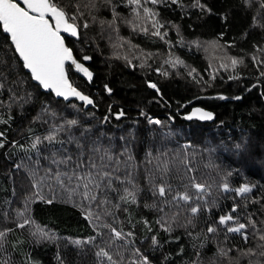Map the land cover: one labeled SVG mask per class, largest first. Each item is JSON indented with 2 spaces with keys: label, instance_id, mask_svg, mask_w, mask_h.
<instances>
[{
  "label": "trees",
  "instance_id": "1",
  "mask_svg": "<svg viewBox=\"0 0 264 264\" xmlns=\"http://www.w3.org/2000/svg\"><path fill=\"white\" fill-rule=\"evenodd\" d=\"M55 2L77 17L80 36L66 40L94 74L88 81L69 67V77L95 105L86 109L42 91L0 28V264H125L113 254L121 251L136 255L131 264H264V167L255 163L264 146V76L255 61L264 44V0H199L203 7L196 0H142L158 13L163 38L127 0ZM199 40L244 59L239 75L213 79L210 60L191 46ZM143 51L172 53L184 67L170 68L160 57L147 66L137 55ZM196 106L215 119H188ZM73 119L78 123L69 125ZM187 149L203 157L189 161ZM213 151L233 167L228 184L252 190L240 195L217 185L201 204L192 202L195 214L190 205L174 209L173 196L192 187L191 174L206 171ZM68 156V163H54ZM73 172H108L111 186L103 179L90 192L95 199H85L82 185L67 178ZM125 189L135 191L134 202L121 199ZM228 215L234 219L221 224ZM238 223L247 225L241 233L227 231ZM100 248L111 261L96 256ZM248 249L256 254L244 255Z\"/></svg>",
  "mask_w": 264,
  "mask_h": 264
},
{
  "label": "snow or ice",
  "instance_id": "2",
  "mask_svg": "<svg viewBox=\"0 0 264 264\" xmlns=\"http://www.w3.org/2000/svg\"><path fill=\"white\" fill-rule=\"evenodd\" d=\"M144 2H150L155 5L162 2V0H144ZM172 2L175 3L176 0H172ZM21 4H23V6H21ZM127 4L129 6H134L133 11L138 19H142L140 16L141 9L145 14L143 18L150 19L151 17L158 15V13L153 12L151 8L144 7L142 0H127ZM196 5L203 7L200 5L199 0H196ZM117 15L118 13H116L115 9H113L114 19L109 22L111 25L116 23L115 17ZM76 19V15H69L62 6L55 2V0H20L19 3L17 0H0V28H2L4 33L10 35V39L15 46V51L22 58L24 67L30 70L32 78L38 81L43 88L54 91L57 96L64 97L65 99L69 97H77L79 100L90 105L93 104V100L78 91L77 88L73 87L72 83L68 79L65 68L66 63L71 62L77 71L83 73L89 80L92 79V73L84 66L83 63L77 62L73 56L72 49L66 46L65 37L62 35V33H65L70 34L72 37H78L79 26L76 23ZM152 26L156 29V31L153 32V35L161 36V38H163L161 32L159 31L163 25H160L159 21H153ZM83 27L87 28L88 24L84 23ZM142 30L145 33L148 31L147 28H143ZM210 47L215 49L222 46H220L217 41H211ZM83 59L89 60L90 57L85 56ZM229 59L233 68H235L238 63H243L242 60H237L235 57H229ZM175 63L182 64L183 61L177 58ZM220 67L226 69L228 65L221 64ZM193 71L195 70L193 69ZM261 75L264 76V72H262ZM150 86L153 88L156 87L155 84ZM2 87L3 85L0 84V88ZM109 91L111 90L109 89ZM237 99H239V97H237ZM197 114L201 120H210L213 118L212 113L202 111L201 109H195L188 119H192V117ZM120 115H123V113L121 112ZM4 122L5 121L0 120V123ZM150 122L156 124L160 123L159 120ZM67 123L69 125H76L78 122L73 119L67 121ZM0 135H3V133H0ZM46 139L51 142L55 138L53 136H48ZM39 143L40 140L37 139L36 143L33 144V148H35ZM0 147H3V145L0 144ZM71 160L72 157L68 156L66 159L55 160L54 163L66 164ZM79 167L80 165L77 164V168ZM92 167L95 168V164H92ZM73 177H75L78 181L77 187L82 185L85 190V199H95V195H90V192L99 189L103 179H107L108 186H111V175L108 172H98L96 176H93L91 173L86 176H76L75 172H73V176L67 178L71 180ZM57 179L61 184L64 183V181L59 179V177H57ZM192 187L201 193L205 190V186L200 183H193ZM223 188L227 191L228 184L225 183ZM157 190L160 196H165L166 188L164 186H159ZM236 191L239 193H247L251 191V189L245 185ZM135 198V191L128 189H125V194L121 197V199L125 201H129L130 199L133 202L135 201ZM173 199L188 201L191 197L185 193L183 195L177 194L173 197ZM197 211V207L191 208V212L193 214ZM233 219L234 217L231 215L223 216L220 218V223L226 224ZM25 223H27V221H25ZM19 226L24 227V224H20ZM246 227V224L238 223L236 227H229L227 231L241 233V231ZM111 231L116 237H121L122 235L121 232L117 231L115 228H112ZM208 231L213 232L215 229L209 227ZM128 235H131V233ZM3 236L4 233L0 232V237ZM42 238L51 237L47 234H42ZM247 239V235H244V240L247 241ZM259 239L264 241V235H261ZM74 243L81 245L84 242L76 240ZM261 247H264V245H261ZM243 254L255 255L256 253L251 249H248V251ZM261 255L264 256V252H261ZM96 256L107 257L109 261L112 260V257L103 248H100V250L96 253Z\"/></svg>",
  "mask_w": 264,
  "mask_h": 264
},
{
  "label": "rangeland",
  "instance_id": "3",
  "mask_svg": "<svg viewBox=\"0 0 264 264\" xmlns=\"http://www.w3.org/2000/svg\"><path fill=\"white\" fill-rule=\"evenodd\" d=\"M176 1H178V0H176ZM144 16L145 15L142 16V20L145 19V18H143ZM153 21H155V18L151 17L149 19V22L151 25V30L154 32V31H156V29H154L152 27ZM109 26L112 27L111 24ZM159 31L161 32V28L159 29ZM211 41H214V40L194 41V42H192L191 46L194 48H197V49H201L204 52L205 57H207L210 60L213 79L216 76H220L223 73H226L230 77H233V76L236 77V75H239V69L245 63V60L241 59V58H237V60H242L243 63H238L236 65V67L233 68L231 66V61L229 59V57H232V56L228 54L227 50L219 42H218V44L222 47H217L215 49L211 48L210 47ZM137 55L141 57L140 62L143 64L145 63V65H147V66H150L153 63V62H151L153 58L160 57L163 59V61L166 60V62L170 63V65H171L170 68H172L174 65L178 69H180L181 67H184V63H182V64L175 63L177 57H174V55L172 53H168V54L164 55V53H150V52L142 53L141 52V55H139V54H137ZM255 61L257 62L258 69L261 72H263L264 66H262L261 64L264 65V44L260 47V50L258 51V53L256 55ZM221 64L228 65V67L226 69L222 68V67H220ZM191 74L193 76L194 72H192ZM149 84L152 85L154 83L150 82ZM107 90L109 91V89H107ZM151 120L156 121L157 119L152 118ZM184 144H185V146H188V143H184ZM260 152H261L260 153L261 157L259 160H256L255 163H256V165L260 164V166L264 167V146L262 147V150ZM186 153H187V160H189V161L192 160V157H195V159H200L203 157V155H201V152L199 150H196L192 154V152L189 149H187V152L185 151V154ZM219 160H220V162H218V160H217L216 152L213 151V154H211L209 156V159L207 160L208 162L206 161V163L204 164L207 167L206 171L205 172H203V171L199 172V170H200V168H199L197 171L198 173H192L191 174L193 183L203 184L205 186V190L203 193H201L197 189H195L194 187H191V185L189 184L188 185V191L183 192L180 195L187 193L191 197V199L188 201H184L182 199L174 200L172 202L174 205V209L177 208V210H179V209L184 210L185 207H187L188 205L196 207L195 204H192V202H198L199 204H201L202 201H205V198L207 195H210L213 193L212 188H216L217 185L219 186V188L224 190L223 185L225 183L228 184L227 178H229V176H230V174H228L226 172L228 170L232 169L233 167L231 165L229 166V163L226 160H221V159H219ZM222 165H224L225 168H227V170ZM245 185H247L252 190L251 184H244V185H242V187H244ZM162 186H164L166 188L165 185H162ZM237 189H239V188L231 187L230 184H228V190L227 191L237 190ZM249 192H247V193H249ZM247 193H240V195H244ZM176 195L177 194H175L173 197H175ZM171 206H172V204L168 205V207H171ZM166 220L170 221V218L167 217ZM118 253H120V254H118ZM118 253H115V252L113 253L118 258L120 257L119 258L120 260L118 259V262H122L125 260V264H131V263H133V261L138 259L137 257H135L136 255H134L132 252L121 251ZM128 261H130V262L127 263Z\"/></svg>",
  "mask_w": 264,
  "mask_h": 264
},
{
  "label": "water",
  "instance_id": "4",
  "mask_svg": "<svg viewBox=\"0 0 264 264\" xmlns=\"http://www.w3.org/2000/svg\"><path fill=\"white\" fill-rule=\"evenodd\" d=\"M17 2L19 3L20 0H17ZM21 6H23V4H21ZM78 31H79V35H78V37H72L70 34H65V33H62V35L65 37V44H66V46L72 49V52H73V56H74V58L77 60V62H79V63H83L84 66L88 68V70L92 73V78H93V74H94V73L92 72V70H91V69H90V68H89V67H88L83 61H81V60L76 56V54H75L73 48H72L71 46H69V44L67 43V40H66L67 37L74 38V39H78L79 36H80V29H79V27H78ZM7 35L10 37L9 34H7ZM10 40H11V39H10ZM11 43H12V41H11ZM12 44H13V43H12ZM13 46H14V44H13ZM14 48H15V46H14ZM16 53H17V52H16ZM17 55L19 56L18 53H17ZM19 58H20L21 61L23 62V60H22V58H21L20 56H19ZM23 64H24V62H23ZM69 67H72V68L74 69L75 72H77L78 74H80L82 77L86 78L88 81H91V80H92V79L89 80L88 77H86L83 73L77 71L76 68H75V66L72 65L71 62H67L66 65H65V68H66V72H67V75H68V79H69V81H70L71 83H72V81H71V79H70V77H69V70H68ZM25 69H26V71H27L28 73L31 74V72H30L29 69H27L26 67H25ZM31 76H32V75H31ZM33 81L41 87V90H42V91H44V92H46V93H52L57 99H62V100H64L65 102H70V101H72V100H77V101H79L80 103H83V104H84V107H85L86 109H88L89 107H92V106L95 105V101H94L93 97H91L90 95H88V94H86L85 92H83L81 89H79V88H78L77 86H75L73 83H72L73 87L77 88L78 91H80V92L83 93L84 95L88 96L91 100H93V104H90V105H89V104H86L84 101L79 100V98H77V97H69V98L65 99L64 97L57 96V95L55 94V92L52 91L51 89H45V88H43L42 85L39 84L38 81H36V80H34V79H33ZM195 109H201L202 111L210 112V113H212L213 118L210 119V120H201V119H199V115L197 114L196 116H193L192 119L199 120V121H205V122H206V121H213V120L215 119V114H214V112H213L212 110L207 109V108H204V107H202V106H196V107H194V108L190 111L189 116L192 115V113L195 111Z\"/></svg>",
  "mask_w": 264,
  "mask_h": 264
}]
</instances>
